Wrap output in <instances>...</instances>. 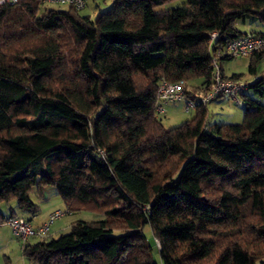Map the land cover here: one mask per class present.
<instances>
[{"label": "trees", "instance_id": "trees-1", "mask_svg": "<svg viewBox=\"0 0 264 264\" xmlns=\"http://www.w3.org/2000/svg\"><path fill=\"white\" fill-rule=\"evenodd\" d=\"M171 1L112 0L94 17L0 5V224L18 211L31 221L30 193L48 186L68 214L98 217L23 243L31 264H264V48L249 56L239 123L210 124L198 104L164 128L154 112L161 79L204 94L217 51L264 36V0L156 11Z\"/></svg>", "mask_w": 264, "mask_h": 264}, {"label": "rangeland", "instance_id": "rangeland-1", "mask_svg": "<svg viewBox=\"0 0 264 264\" xmlns=\"http://www.w3.org/2000/svg\"><path fill=\"white\" fill-rule=\"evenodd\" d=\"M112 0H86V7L79 11L81 15H89L90 17H94L98 11H104L110 7ZM184 3V0H175L168 2L156 9V11L167 10L170 8H174L180 6ZM44 8L53 9L58 8L55 5L45 4ZM241 27L240 24H238ZM250 63L249 57L242 58H230L227 60H220L219 66L222 74L226 76H230L232 74H237L240 76V79L243 81L251 82L253 80L254 75L249 73L248 66ZM257 75L264 77V59H261L256 65ZM191 83V82H189ZM188 88L190 84H187ZM190 89V88H189ZM250 97L257 98L252 90H248L246 92ZM264 101V99H262ZM184 104L183 101L170 102L165 104V112L159 116L161 120V124L164 128H172L175 126H179L181 123L191 120L194 117L195 111L185 112L183 110ZM243 103H235L233 100L229 99L226 96L218 97L213 101H210L206 106L207 118L210 124L214 123H239L242 119L243 115ZM173 169V168H171ZM164 173H170L168 167H164L156 172V178L159 180L162 179ZM47 189H51L54 192V197H49L48 201H40L41 198L37 196L35 191L30 193L31 200L38 205V213L42 215L45 214L46 210L54 205H60L62 200L57 195L55 190L48 186ZM11 206V204H10ZM9 207V206H8ZM12 207V206H11ZM15 212H17L15 207H12ZM7 210V205L0 204V211L5 213ZM98 217L87 211L76 212L73 215L66 214L61 217L59 220H56L52 226L54 227L56 232L51 234V237L56 238L65 232H68V228L66 231H59L61 228H57V223L59 222H69L73 220H96ZM52 231H53V227ZM144 234L150 239L151 235L149 233L148 227L145 226ZM36 239L32 238L31 242H34ZM0 264H31L26 260V258L22 254V242L16 239L12 233L10 228L6 224H0Z\"/></svg>", "mask_w": 264, "mask_h": 264}, {"label": "built area", "instance_id": "built-area-1", "mask_svg": "<svg viewBox=\"0 0 264 264\" xmlns=\"http://www.w3.org/2000/svg\"><path fill=\"white\" fill-rule=\"evenodd\" d=\"M16 3L17 0H0V5H13ZM41 3L57 7H70L76 11H81L86 7V0H41ZM209 36L213 38L215 33L212 32ZM262 48H264V36L246 34L230 41L225 49L217 51L211 57V87L206 93L197 95L196 97L187 96L183 81L170 82L166 79H161L158 82L155 96V115L160 116L165 112L166 103L181 100L183 101V110L185 112L195 111L198 104L206 107L210 101L222 96H226L239 104L240 94L247 88V84L241 79L224 78L218 60L222 55L232 58L249 57L253 52ZM66 214H68L66 209H55L38 226H34L30 220L22 216H10L6 219L5 223L10 228L12 235L23 244L32 238H46L51 231L52 224Z\"/></svg>", "mask_w": 264, "mask_h": 264}, {"label": "crops", "instance_id": "crops-1", "mask_svg": "<svg viewBox=\"0 0 264 264\" xmlns=\"http://www.w3.org/2000/svg\"><path fill=\"white\" fill-rule=\"evenodd\" d=\"M249 27L250 26H243V29H245V30H247V29H249ZM54 192L51 190V189H47V187L44 189V191H43V195H42V197H41V200L40 201H48V198L49 197H54ZM40 198V197H39ZM59 204L60 205H54V206H52V207H50V208H48L47 210H46V212H45V214H41V213H36L35 215H33L32 217H31V222H32V224L34 225V226H38V225H40V224H42L45 220H46V218H47V216H48V214L49 213H51L53 210H55V209H64L65 208V205L63 204V202L62 203H60L59 202ZM19 216H22V217H29L30 215L29 214H25V213H21V212H19L18 211V213H17ZM73 214H75V213H71V214H69V215H73ZM74 221V220H73ZM71 222L72 221H69V222H65L66 224H64V222L62 221V222H59V223H57V228H61L60 230H58V232L59 231H66V229L67 228H69V225L71 224ZM5 224V223H4ZM54 224V223H53ZM53 227V226H52ZM57 230H55L54 229V227H53V231H52V228H51V233H50V237H51V234L52 233H54V232H56ZM27 242H31V239H29Z\"/></svg>", "mask_w": 264, "mask_h": 264}]
</instances>
